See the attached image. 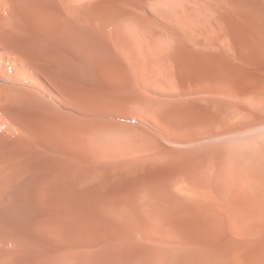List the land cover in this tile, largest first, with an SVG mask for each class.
I'll return each instance as SVG.
<instances>
[{
	"label": "rangeland",
	"instance_id": "obj_1",
	"mask_svg": "<svg viewBox=\"0 0 264 264\" xmlns=\"http://www.w3.org/2000/svg\"><path fill=\"white\" fill-rule=\"evenodd\" d=\"M110 2L121 21L101 26L129 72L91 99L112 117L100 144L72 143L100 166L53 161L74 222L28 214L0 264H264V0ZM2 110L0 154L16 147ZM96 207L98 245L79 229Z\"/></svg>",
	"mask_w": 264,
	"mask_h": 264
},
{
	"label": "bare ground",
	"instance_id": "obj_2",
	"mask_svg": "<svg viewBox=\"0 0 264 264\" xmlns=\"http://www.w3.org/2000/svg\"><path fill=\"white\" fill-rule=\"evenodd\" d=\"M110 1L0 0V83L18 96L14 103L1 99L0 104L14 128L5 137L16 146L0 154V238L25 237L26 219L24 223L21 219L35 211L42 222L57 215L73 221L67 207L70 196L62 191L58 196L53 184V161L74 157L84 165L100 166L99 146L85 144L81 150L75 144L78 152H73L72 143L92 139L100 144L113 122L91 99L114 95L116 89L106 82L107 75L129 72L115 50V38L107 37L101 26L100 20L121 21ZM55 107L58 113L50 117ZM98 208L94 218L89 216L93 222L79 228L95 245L101 236Z\"/></svg>",
	"mask_w": 264,
	"mask_h": 264
}]
</instances>
